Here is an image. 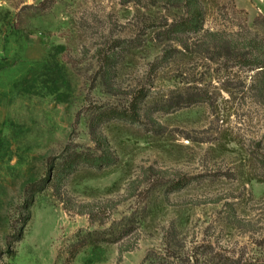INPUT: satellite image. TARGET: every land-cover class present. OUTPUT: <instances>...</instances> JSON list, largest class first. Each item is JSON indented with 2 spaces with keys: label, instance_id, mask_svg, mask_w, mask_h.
I'll return each mask as SVG.
<instances>
[{
  "label": "rangeland",
  "instance_id": "rangeland-1",
  "mask_svg": "<svg viewBox=\"0 0 264 264\" xmlns=\"http://www.w3.org/2000/svg\"><path fill=\"white\" fill-rule=\"evenodd\" d=\"M0 264H264V0H0Z\"/></svg>",
  "mask_w": 264,
  "mask_h": 264
},
{
  "label": "trees",
  "instance_id": "trees-1",
  "mask_svg": "<svg viewBox=\"0 0 264 264\" xmlns=\"http://www.w3.org/2000/svg\"><path fill=\"white\" fill-rule=\"evenodd\" d=\"M195 3H197V0H193ZM73 155V154H72ZM76 157V156H75ZM100 159V158H99ZM64 166H66V164L64 165ZM72 166V164L70 163V166L69 167H71Z\"/></svg>",
  "mask_w": 264,
  "mask_h": 264
}]
</instances>
